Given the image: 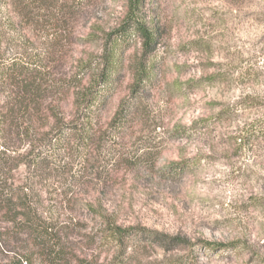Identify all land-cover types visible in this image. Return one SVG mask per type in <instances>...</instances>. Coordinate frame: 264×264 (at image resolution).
<instances>
[{
	"label": "rangeland",
	"instance_id": "obj_1",
	"mask_svg": "<svg viewBox=\"0 0 264 264\" xmlns=\"http://www.w3.org/2000/svg\"><path fill=\"white\" fill-rule=\"evenodd\" d=\"M11 1L0 0V60L41 57L46 118L54 112L68 123L73 92L48 89L87 86L128 1L27 0L28 21ZM141 14L158 37L155 81L134 90L141 41L131 37L95 122L96 144L83 155L60 150L62 168L33 174L37 213L60 232L71 264L112 262L118 249L102 239L106 224L174 241L134 239L128 264H264V0H147ZM16 91L0 80V111ZM134 96L139 109L125 128L108 130ZM44 121L46 130L55 123ZM17 147L28 150L19 139ZM27 175L20 167L16 183ZM14 243L0 249V264L13 258Z\"/></svg>",
	"mask_w": 264,
	"mask_h": 264
},
{
	"label": "trees",
	"instance_id": "obj_2",
	"mask_svg": "<svg viewBox=\"0 0 264 264\" xmlns=\"http://www.w3.org/2000/svg\"><path fill=\"white\" fill-rule=\"evenodd\" d=\"M25 1L27 0L11 2L24 12L21 15L28 21L34 0H31L32 5ZM37 1L38 4L46 2ZM127 1L124 21L117 31L107 36L101 67L91 77L87 86L83 87L80 81L74 85L72 83L52 85L48 89L50 92L57 90L65 95L73 92L75 114L68 123L60 122L53 111H50L53 112L52 115L46 118L49 108L42 105L47 87L44 88L42 84L45 65L41 57L21 51L17 59L3 63L0 60V80L5 85L17 88L15 100L10 102L9 108L0 111V249L3 247L6 250L10 249V244L14 242L20 244L15 249L12 247L10 252H14L13 258L3 264H34L37 261L40 264L72 262L71 253L60 232L52 228L37 213L35 205L37 198L33 194V174L47 176L56 162L62 168L60 150L83 155L96 144L95 137L99 129L95 122L99 119L106 98L117 82L116 79L121 72V54L131 37H137L141 41V58L136 62L132 77L134 90L138 92L140 89H146L155 81L157 69L151 59L158 44V37L155 30L142 20L141 14L147 0ZM134 100L135 96L120 107L108 130L119 132L125 128L128 115L139 109L138 101ZM52 117L55 123L46 130L47 123L44 118L47 120ZM43 129L45 131H41L40 134L42 138L33 141L31 137L37 136ZM186 131L188 129L174 130L180 134H185ZM18 139L22 140V146H28L24 153H19L20 147L12 149ZM20 167H24L28 175L26 180L18 185L15 173ZM102 232V239L118 249L109 264H128V257L124 251L134 239L143 243L150 240L159 243L158 246H167L174 242L172 240L167 242L165 236L138 227L121 228L106 224Z\"/></svg>",
	"mask_w": 264,
	"mask_h": 264
}]
</instances>
